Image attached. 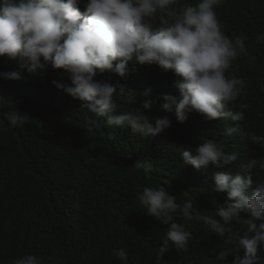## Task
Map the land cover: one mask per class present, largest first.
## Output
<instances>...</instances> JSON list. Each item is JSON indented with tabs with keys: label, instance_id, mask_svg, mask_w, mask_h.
<instances>
[{
	"label": "trees",
	"instance_id": "obj_1",
	"mask_svg": "<svg viewBox=\"0 0 264 264\" xmlns=\"http://www.w3.org/2000/svg\"><path fill=\"white\" fill-rule=\"evenodd\" d=\"M217 14L226 35L245 38L246 52L233 65L247 85L234 109L239 110L240 102L251 106L244 121L208 120L193 111L186 121L177 122L174 111L163 109V101L157 99L179 95L176 77L157 64L129 62L127 79L107 70L97 77L135 90L121 96L117 88L122 111L141 109L145 100H152L151 108L144 110L148 115L169 116L171 126L147 138L132 134L130 127L113 129L102 120L99 126L91 124L96 118L81 110L82 102L53 85V80L70 83L63 70L47 65L39 77L0 78L5 110L30 116L23 127L0 118V264H14L29 253L45 264L49 258L55 264H120L113 252L120 248L128 252L130 264L133 256L136 264H157L155 250L163 243L167 225L148 216L136 194L145 186L164 184L177 202L191 199L199 210L211 211L214 201L226 198V193L210 190L214 173L235 176L238 170L184 166L183 148L212 139L227 152H239L244 161L264 157V149L245 136L251 131L264 134V119L258 116L264 113V44L257 40L264 33V0H227ZM18 67V60L0 56V72ZM147 88L151 93L146 96ZM237 123L241 135L225 136L223 126ZM109 133L116 138L110 139ZM259 178L264 179V173ZM253 180L249 192L255 188V176ZM241 217L248 218L245 213ZM177 221L194 237L203 231L200 223L184 221L179 214ZM225 247L230 245L215 234L202 241L194 238L187 251L169 247L161 264H218L216 254ZM258 255L264 258V248Z\"/></svg>",
	"mask_w": 264,
	"mask_h": 264
},
{
	"label": "clouds",
	"instance_id": "obj_2",
	"mask_svg": "<svg viewBox=\"0 0 264 264\" xmlns=\"http://www.w3.org/2000/svg\"><path fill=\"white\" fill-rule=\"evenodd\" d=\"M227 0H0V56L18 60L16 70L0 72L6 80H25L43 75L50 65L63 70L69 82L53 80L72 98L79 99L80 108L91 113L110 128H131L132 134L154 137L167 130L172 121L168 115L151 116L152 100H145L141 109L122 111L116 92L134 94L124 84L113 85L98 79L106 70L127 79L129 62L139 65L157 64L163 72L171 71L176 77L179 95L162 94L163 109L175 113L176 121L183 123L190 112H197L208 120L244 121L246 109L251 106L240 102L247 87L245 80L233 71L234 63L246 52L245 38L229 37L224 32L217 9ZM83 6V11L80 6ZM264 44V33L258 35ZM26 69V73L24 71ZM151 88L144 90L150 95ZM5 100L0 98V118L13 127L29 122L28 114L17 110L6 111ZM264 119V113H258ZM227 137L241 135L237 123L222 128ZM245 136L264 149V134L254 131ZM110 139L116 137L109 133ZM244 138V137H242ZM183 165L196 169L232 166L235 176L217 171L213 175L211 191L226 193L222 203L214 201V210L201 211L193 200L177 202L166 185L143 187L136 194L138 203L148 216L167 225L162 244L156 247V261L174 247L178 252L189 249L190 241L207 240L212 234L222 238L230 247L216 254L218 264H264L258 251L264 248V157L244 161L239 152L224 150L212 139H204L192 148L180 152ZM145 171H150L145 168ZM253 176L256 177L255 188ZM241 213L248 218H242ZM202 225L198 237L177 221ZM239 224L241 227H236ZM240 250H243L241 256ZM120 264H130L124 248L113 250ZM234 258L229 261L228 257ZM14 264H45L43 258L25 254ZM49 264H55L49 258ZM131 264H136L133 256Z\"/></svg>",
	"mask_w": 264,
	"mask_h": 264
}]
</instances>
